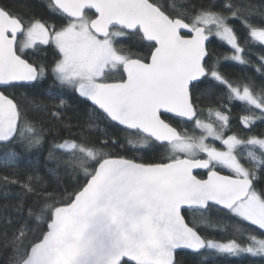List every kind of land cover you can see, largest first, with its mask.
<instances>
[{"label": "snow or ice", "instance_id": "6c2138e0", "mask_svg": "<svg viewBox=\"0 0 264 264\" xmlns=\"http://www.w3.org/2000/svg\"><path fill=\"white\" fill-rule=\"evenodd\" d=\"M46 7L48 19L33 15L26 20L0 6V145L10 147L12 156L20 154L16 149L30 152L44 146V129L32 124L9 92L36 91L51 80L59 109L78 100L108 127L142 137L139 147L145 155L160 153L161 146L168 155L152 163L137 162L106 151L123 147L118 138L109 137L102 143L103 152L87 137L51 145L48 159L70 167L75 162L85 179L71 185L70 193L68 188L46 193L39 211L29 209L27 220L37 222L34 228L27 220L6 226L3 246L14 253L9 264H92L90 257L106 248L111 249L110 264H179L178 255L199 257L205 251L233 262L259 257L264 264V159L257 170L238 151L241 143L264 150V139L225 136L230 113L215 112L217 127L201 120L198 108L201 95L219 92L218 104L242 101L249 112L259 110L264 121V89L257 94L251 81L233 82L220 70L226 61L255 66L236 31L240 9L229 4L216 11L215 6L189 4L166 10L158 0H47ZM102 14L106 30L89 27L88 16L95 20ZM259 14L264 20V10ZM114 16L122 22L115 24ZM243 23L248 41L264 47V23L253 24L249 16ZM213 37L230 46L232 54L214 53ZM80 40L96 49L83 65L77 58ZM128 44L135 54L120 50ZM33 49L45 57L51 51L52 58H34ZM258 58L256 71L264 75V55ZM253 119L244 115L242 123L249 127ZM177 124L192 126L195 135L182 136ZM248 156L255 159L252 152ZM129 193L135 200L127 198ZM102 199L109 205V223L80 214ZM141 209L152 221L154 247L147 256L137 248L121 254L112 226L127 231L124 217ZM192 209L203 210L201 218L215 209L245 226L237 229L238 238L227 242L202 236L195 222L190 225L185 218V210ZM69 217L74 228L66 233ZM8 227L14 231L9 233ZM65 245L70 249L54 259V250L61 252Z\"/></svg>", "mask_w": 264, "mask_h": 264}, {"label": "trees", "instance_id": "16d2710c", "mask_svg": "<svg viewBox=\"0 0 264 264\" xmlns=\"http://www.w3.org/2000/svg\"><path fill=\"white\" fill-rule=\"evenodd\" d=\"M158 2L166 10H169L172 5L182 8L189 4L197 7L215 6L216 11H220L221 5L230 4L238 7L241 12V19L237 20L235 27L239 42L246 49L245 55L250 57L255 66H240L238 63L226 61L222 63L220 70L229 80L245 84L251 81V90L257 94L262 92V89H264V75L258 73L256 67L261 64L258 57L264 55V47L248 41L247 28L243 23V17L249 16L252 23L256 25L264 23L259 14L261 10H264L263 1L158 0ZM44 4L43 0H0V6L6 7L15 14H17L18 9L24 14L29 12V14L36 17L48 19V11ZM212 39L214 43L210 48L214 53L230 55L231 49L228 46L217 39ZM120 50L135 54V49L132 48L131 44L122 47ZM47 55L52 56V52L49 51ZM9 95L14 97V102L27 114L33 125L44 129L46 142L39 150L21 152L16 149L20 153L18 156H12L10 147L0 145V264H9L10 258L14 255L11 248L3 246L2 241L6 226H14L26 221L29 209H32L34 213L39 211V207L47 199L46 193L63 190L64 188H68L70 193L72 191L71 185L77 182L83 183L85 179L83 170L77 167L75 162L70 167L63 161L57 162L48 159V149L54 143L65 140L79 142L83 137H87L94 142L98 150L103 152L102 143L105 137L118 138L119 144L123 147L118 146L105 150H110L117 155L135 159L137 162L142 163L156 162L167 156L165 146H161L160 153L145 155L137 144L132 143L133 140L142 141V137L128 136L121 131L108 127L105 122L92 114L90 107L78 100H69L64 108L59 109L56 99L58 90L51 80L45 82L43 88L39 90H11ZM219 96V92L212 95L205 93L200 96L198 108L202 110L200 113L201 120L216 123L212 118V113L216 111H222L225 114L230 113V131L226 128L225 135H236L241 140L251 137L264 139V121L259 119V110L249 112V106L235 101L225 100L222 105L218 104ZM244 115L254 117L249 127H245L242 123ZM216 125L219 127L218 123ZM175 128L185 134L194 135L195 133L192 126L185 128L177 124ZM217 146L219 147V145ZM238 151L246 161L254 164L257 170L260 168L261 161L264 159V156H262L264 152L261 149L255 146L240 145ZM249 152L254 153V160L249 158ZM58 163L59 166H57ZM25 185H29L32 191H28ZM200 212L189 211L185 212L184 215L190 225L195 222L196 228L202 236L227 242L233 237L238 238L237 229L245 226L243 222L237 224L234 219L215 209L208 210L203 218H201ZM27 223L34 228L37 222L27 220ZM7 230L11 233L14 231V227H8ZM254 260L256 264H259V257H240L233 262L228 257L210 255L208 251H205L199 257L193 255L177 256L179 264H252Z\"/></svg>", "mask_w": 264, "mask_h": 264}, {"label": "water", "instance_id": "95a60500", "mask_svg": "<svg viewBox=\"0 0 264 264\" xmlns=\"http://www.w3.org/2000/svg\"><path fill=\"white\" fill-rule=\"evenodd\" d=\"M263 1L264 0H260ZM91 2L95 3L96 0H91ZM103 7V5H101ZM90 13L93 10H88ZM113 20L115 24H119L122 21L118 17H113ZM107 18L102 14V16L98 19H95L92 21L91 25L89 27H96L100 26L105 28L106 30V24H107ZM114 28L118 30L115 27ZM175 130L178 132V130L175 128ZM128 199L135 200V194L129 193ZM109 210V205L106 200H101L99 206H89L84 209L80 210V214H88L91 216H95L96 220H102L104 223H109L108 218L105 215V211ZM119 210V209H117ZM189 211H203V210H185V212ZM124 227L127 229V231H119L117 226L113 224L112 226V232L114 233V239H119L121 241L120 246V252L123 254L128 248H137L140 249L145 256L150 252V250L154 247V241H155V234L152 228V221L150 218H147L145 216L144 211L141 209L135 213L134 216L129 215L124 217ZM74 228V222L71 217H69L65 222V229L66 233H71ZM95 231V228L89 229V234H92ZM64 237H61V243H63ZM71 245H65L63 250L61 252H57L54 250V259L59 260L62 259L63 254L66 253L70 249ZM111 249L106 248L103 251H97L96 255L91 256L90 260L92 261V264H110L111 257L109 255Z\"/></svg>", "mask_w": 264, "mask_h": 264}, {"label": "rangeland", "instance_id": "374dc122", "mask_svg": "<svg viewBox=\"0 0 264 264\" xmlns=\"http://www.w3.org/2000/svg\"><path fill=\"white\" fill-rule=\"evenodd\" d=\"M43 1H45V0H43ZM114 31L116 30V29H113ZM214 39H217V38H215V37H213ZM218 40V39H217ZM226 45V44H225ZM227 46V45H226ZM229 48H230V46H228ZM77 58H78V60H79V62L83 65V64H87L88 62H90V60L95 56V54H96V49H94L92 46H91V43L89 42V41H82V40H80V41H78V43H77ZM232 54V50H231V53H230V55ZM229 62H231V61H229ZM241 103H243V104H245L244 102H242L241 101ZM212 118H213V120H214V122H216L215 121V112L214 113H212ZM253 122V121H252ZM216 123H218V122H216ZM219 124V123H218ZM183 135H189V136H192V134H189V133H187V134H185V133H183ZM194 135H195V133H194ZM225 136H227V135H225ZM251 138H256V137H251ZM251 138H248V139H251ZM256 139H259V138H256ZM132 143H134V144H137V146L139 147V145H140V143H141V141H139V140H133L132 141ZM240 145H249V146H254V145H250V144H247V143H241ZM239 145V146H240ZM221 145L219 144V147H220ZM239 146H238V148H239ZM255 147H258V146H255ZM259 148V147H258ZM263 152H264V150H262ZM165 152H166V155H168V149H167V147H165ZM209 252V254L210 255H217L216 253H214V252H210V251H208Z\"/></svg>", "mask_w": 264, "mask_h": 264}, {"label": "flooded vegetation", "instance_id": "af4514ba", "mask_svg": "<svg viewBox=\"0 0 264 264\" xmlns=\"http://www.w3.org/2000/svg\"><path fill=\"white\" fill-rule=\"evenodd\" d=\"M44 2H45L44 6L46 7L47 0H45ZM46 10L48 11L47 7H46ZM17 15L20 16V17H22V18H24V19H26V20L27 19H30L33 16V14H29V12H27V14L26 13L24 14V13L18 11V9H17ZM37 18H39V17H37ZM88 19L93 21L91 15L88 16ZM32 52L34 54V58H39V59H45V58H47L49 60L52 58V56H48V55L45 57L44 53H42V52H40V54H38V52L35 51L34 49L32 50ZM178 132L183 136V132L182 131L179 130ZM225 132H226V130H225ZM219 144H220L219 142H216V146L219 145Z\"/></svg>", "mask_w": 264, "mask_h": 264}]
</instances>
